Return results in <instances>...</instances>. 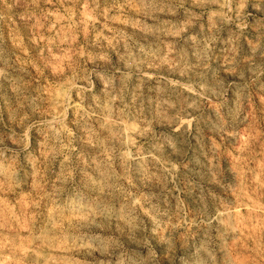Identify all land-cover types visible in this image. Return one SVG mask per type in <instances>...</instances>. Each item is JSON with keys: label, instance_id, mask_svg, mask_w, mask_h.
I'll use <instances>...</instances> for the list:
<instances>
[{"label": "clouds", "instance_id": "clouds-1", "mask_svg": "<svg viewBox=\"0 0 264 264\" xmlns=\"http://www.w3.org/2000/svg\"><path fill=\"white\" fill-rule=\"evenodd\" d=\"M29 2L28 19L51 25L48 46L61 54L55 61L39 56L31 43L35 32L0 31L5 260L25 264L31 252L34 264H160L157 244L166 246L167 256L179 230L195 226L196 239L187 248L181 243L171 264H264V166L259 173L247 167L257 148L264 158V144L248 123V95L241 91L264 75V0H104L103 7L101 0ZM89 28L98 39L109 30L115 58L107 50L89 54L87 44L73 47ZM88 59L93 63L85 68ZM41 68L54 83H43ZM208 103L217 106L214 114L206 113ZM6 111L30 118L19 129L8 127ZM205 129L239 143L235 176L218 166L215 147L194 153L192 167L182 172L189 137L195 133L203 142ZM80 171L92 173L87 188L78 186ZM189 174L180 191L192 202L202 195L208 205L195 218L165 202ZM32 188L43 195L33 193L27 209L21 193ZM41 200L50 206L47 216Z\"/></svg>", "mask_w": 264, "mask_h": 264}, {"label": "rangeland", "instance_id": "rangeland-1", "mask_svg": "<svg viewBox=\"0 0 264 264\" xmlns=\"http://www.w3.org/2000/svg\"><path fill=\"white\" fill-rule=\"evenodd\" d=\"M112 0H108V4L110 5ZM55 3V0H54ZM102 7L104 6V0H101ZM43 6V5H42ZM31 11V5L29 0H0V13L4 15V20L0 21V31L5 32V34H10L13 31L20 32L23 34L24 32L32 33L35 32L37 35H34L31 37V43L33 46L37 48V54L39 56L48 57L49 59L55 61V57L60 55L61 53L59 50L53 47L48 46V37L53 32H50L49 29L51 28V25L45 24L43 28L36 25V18L33 17L31 20L28 19L27 14ZM41 23H44L41 21ZM101 26H98V29ZM112 27H121L119 24H109V28ZM204 27L205 30L208 29V22H207V16L204 17ZM129 31H132V28L129 27ZM223 37L226 39V33L222 34ZM110 36L111 33L106 28L103 30V36H101L99 39L97 38V32L89 28L88 32L85 33L83 30L79 33L77 40L74 42L73 47H76V45H79L80 48H85V44H87L86 51L89 54H95L96 52H100L101 50H107L108 54L115 58V51L113 50L112 44L114 42H110ZM222 46L221 48H218L217 56L220 63H223V55L221 54ZM31 49H28L24 55H30ZM85 59L84 56H81V60L83 61ZM93 61L91 59H88L87 65L85 68H90ZM102 63V62H101ZM33 72L36 71V69H32ZM48 70H50L53 74L55 73V68L52 65H48ZM63 71L67 72L69 71L67 68H64ZM151 71H155L154 69ZM40 76L43 77V83H54L55 81H52L50 77L47 75V71L43 68L40 69ZM249 77H251V73H249ZM39 79V78H38ZM97 89H100L102 87V82L99 81L97 78H93ZM237 85L241 83L239 78L236 80ZM155 82L153 81L151 85L146 86L144 88V94L145 96L148 95L150 88L154 87ZM242 92L246 93L248 95L247 102L245 104L246 114L249 116V124L254 125L256 132L259 134L258 143L264 144V75H261L259 79L252 78L248 82L247 89H241ZM45 95H47V92H45ZM231 95V93H230ZM152 99H155V93H152ZM47 107V105L45 106ZM217 110V106L215 103H208L205 105V111L206 113H212L214 114ZM222 111V110H221ZM30 117L26 115L23 112L20 113H12L9 114L8 111L4 113V124L8 127H16L20 128L21 121L29 119ZM240 141L242 142L244 139V126L240 127ZM35 139V138H33ZM142 142V141H141ZM189 142L191 144L190 149L187 151V153L182 157V172L188 173V170L192 167V161H193V154L198 153L201 156L204 152H210V150L215 147L218 155V166L222 169L223 167H230L233 171V176L236 175V161L233 159L234 156L238 155V149H239V143H237L233 137L226 136L221 137L218 134H213L210 130L205 129L203 130V142H200V137H197L195 133H193L192 137H189ZM9 145H11V141H7ZM79 146V145H78ZM86 147V145H85ZM260 149H256V153H259ZM256 153H253L251 156L248 157V168H253L256 170L257 173H259L262 166H264V158H262L259 155H256ZM211 161V155L208 156L207 160H202L203 163H209ZM227 162V163H225ZM86 166L81 163V169L85 168ZM247 172V168L245 169ZM213 176L216 175L214 172H210ZM92 176L91 172H83L80 171L78 175V186L83 185V187L87 188L90 183V177ZM192 179L191 174L188 175V179L185 180L184 176L180 177V182L177 184L176 189L173 191L171 195L165 194V202H170L173 206V212H176L180 209H183L188 213V215L192 218H195L197 214H201V209L204 211L207 210V202L205 201L204 196H200L198 201L192 202L188 199H186V193L184 191H180V189H184L185 185L189 183ZM156 183V182H153ZM171 187V185L169 186ZM40 191L41 195H43L42 189H26L23 193H21V196L27 197L28 199H25L23 201L24 207L27 209H30L32 207L31 199L33 198L32 194ZM36 199H39V197H35ZM210 198L215 199L217 198V193L212 192L210 194ZM231 198L235 200V195L232 194ZM19 199V197H18ZM41 204V212L44 216H47L49 207L50 206H44L43 201H40ZM39 215V213H37ZM173 223L179 224V221L173 218ZM198 235V232L195 228V226H192L188 228L187 230L180 229L178 232V242L176 243L175 249L173 252H171L169 255H164V246L161 243H158L156 246V253L159 257L160 264H165V262H169L171 264V261L173 260L174 255H179L183 251V248H187L191 241L195 240ZM159 239V238H157ZM154 243H156L154 241ZM181 243L183 244V248L181 247ZM8 251L3 250L0 252V264H13L12 261H6L5 257L8 256ZM36 257L34 253L28 254V259L25 261V264H34Z\"/></svg>", "mask_w": 264, "mask_h": 264}]
</instances>
